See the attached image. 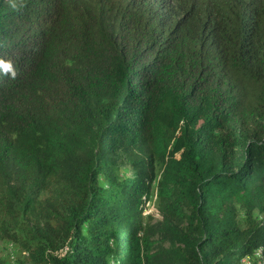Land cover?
<instances>
[{
    "label": "trees",
    "instance_id": "16d2710c",
    "mask_svg": "<svg viewBox=\"0 0 264 264\" xmlns=\"http://www.w3.org/2000/svg\"><path fill=\"white\" fill-rule=\"evenodd\" d=\"M2 242L17 264H258L264 0H0Z\"/></svg>",
    "mask_w": 264,
    "mask_h": 264
},
{
    "label": "rangeland",
    "instance_id": "374dc122",
    "mask_svg": "<svg viewBox=\"0 0 264 264\" xmlns=\"http://www.w3.org/2000/svg\"><path fill=\"white\" fill-rule=\"evenodd\" d=\"M154 214L153 219H151V226L156 225L160 221V216L158 215V212L156 211V196H155V190L152 189L150 199L147 201L145 205V210L144 214ZM167 234L161 231L160 229H156L154 231L153 235V240L156 241V246L155 248H166L169 246L168 241H167ZM17 249L14 247L13 244L7 243V242H2L0 243V257H6L9 256V260L7 261L8 264H17L15 260L16 254H17Z\"/></svg>",
    "mask_w": 264,
    "mask_h": 264
},
{
    "label": "bare ground",
    "instance_id": "6f19581e",
    "mask_svg": "<svg viewBox=\"0 0 264 264\" xmlns=\"http://www.w3.org/2000/svg\"><path fill=\"white\" fill-rule=\"evenodd\" d=\"M256 256L259 258L258 264H264V255L261 253V251H258L256 253ZM242 264H250V260L249 259L243 260Z\"/></svg>",
    "mask_w": 264,
    "mask_h": 264
}]
</instances>
